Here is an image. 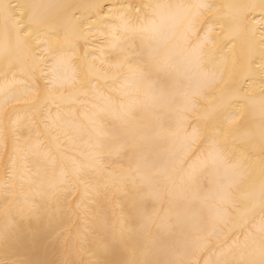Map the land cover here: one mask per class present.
I'll return each mask as SVG.
<instances>
[{
    "label": "snow or ice",
    "instance_id": "1",
    "mask_svg": "<svg viewBox=\"0 0 264 264\" xmlns=\"http://www.w3.org/2000/svg\"><path fill=\"white\" fill-rule=\"evenodd\" d=\"M0 264H264V0H0Z\"/></svg>",
    "mask_w": 264,
    "mask_h": 264
},
{
    "label": "bare ground",
    "instance_id": "2",
    "mask_svg": "<svg viewBox=\"0 0 264 264\" xmlns=\"http://www.w3.org/2000/svg\"><path fill=\"white\" fill-rule=\"evenodd\" d=\"M251 19L253 22L259 21L261 19L260 13L259 12L252 13Z\"/></svg>",
    "mask_w": 264,
    "mask_h": 264
}]
</instances>
